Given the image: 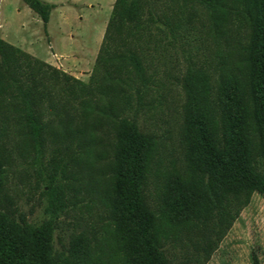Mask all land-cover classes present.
<instances>
[{"label": "trees", "instance_id": "16d2710c", "mask_svg": "<svg viewBox=\"0 0 264 264\" xmlns=\"http://www.w3.org/2000/svg\"><path fill=\"white\" fill-rule=\"evenodd\" d=\"M23 1L47 29L56 6ZM165 1L170 16L157 14L160 0H116L89 82L0 36V264H171L169 243L205 264L253 195L264 199V0ZM197 7L232 50L216 78L191 66L178 79L181 155L164 165L161 141L139 123L165 103L149 56ZM16 156L51 168L39 225L9 192ZM83 194L102 210V235L82 231L59 251L60 216Z\"/></svg>", "mask_w": 264, "mask_h": 264}, {"label": "rangeland", "instance_id": "374dc122", "mask_svg": "<svg viewBox=\"0 0 264 264\" xmlns=\"http://www.w3.org/2000/svg\"><path fill=\"white\" fill-rule=\"evenodd\" d=\"M59 4L52 12L47 31L41 18L23 0H0L4 15L5 39L32 56L46 62L51 53H57L52 62H46L84 82H89L95 69L108 23L111 19L116 0H43ZM165 0H160L156 8L159 16L172 15ZM75 3V4H74ZM194 14V15H193ZM192 15L187 13L185 28L177 37L164 38L158 51H151L149 59L153 69L159 72L164 83L162 90L165 103L157 110L145 111L139 123L145 132L154 133L161 141V157L164 165L181 155L179 135L182 125L183 90L178 79L188 67L203 66L217 77L216 69L222 66V57L229 48L225 39L217 40L215 33H209L208 15L197 7ZM161 28L166 30L163 22ZM243 34V33H242ZM237 32L231 35L239 40ZM164 37L163 35H161ZM160 36V37H161ZM53 42L54 50L50 43ZM83 51L76 59L80 65L66 67L72 52ZM75 60L74 62H79ZM157 96V94H156ZM8 171V188L20 212L27 216L30 223L39 225L49 218L46 209L50 197L47 191L48 175L51 168L35 165L31 159H16ZM154 178L149 188L151 199L154 197ZM77 206L69 203L68 209L61 214L55 232V247L61 251L70 245L74 235L82 231H97L102 235L101 208L90 204L88 197ZM167 255L171 264H198L194 259V249L169 243ZM253 256L264 263V199L255 193L239 218L227 231L212 257L205 264H254Z\"/></svg>", "mask_w": 264, "mask_h": 264}, {"label": "crops", "instance_id": "0c3cea01", "mask_svg": "<svg viewBox=\"0 0 264 264\" xmlns=\"http://www.w3.org/2000/svg\"><path fill=\"white\" fill-rule=\"evenodd\" d=\"M46 2V1H45ZM49 3V2H48ZM51 4H53V5H55L56 7H55V9L53 10V11H55L56 9H57V7H58V5H62V3H59V4H55V3H51ZM75 4V3H74ZM31 9V8H30ZM32 10V9H31ZM33 11V10H32ZM52 11V12H53ZM34 12V11H33ZM51 18H52V14H51ZM51 18H50V21H49V23H48V26H49V24H50V22H51ZM43 22V21H42ZM43 25H44V23H43ZM48 26H47V29H48ZM3 29H4V15H3V10H2V7H1V2H0V36H1V38L3 39V40H5L6 41V39H5V32H3ZM47 29H45L46 31H47ZM7 42V41H6ZM9 43V42H8ZM11 44V43H10ZM51 45H50V48H51V50H54V44H53V42H51L50 43ZM15 46V45H14ZM81 53H84L83 51H80V52H72L71 54H69V55H71V57L72 58H69L70 60H67V62H65V66L66 67H76L77 65H78V63H79V65H80V60L78 59H76V56L77 55H80ZM54 56H57V57H59V56H62L63 57V55H57V53H54V54H52L51 53V56L49 55V57L45 60L46 62H52L55 58H54ZM75 60H77V61H79V62H74Z\"/></svg>", "mask_w": 264, "mask_h": 264}]
</instances>
